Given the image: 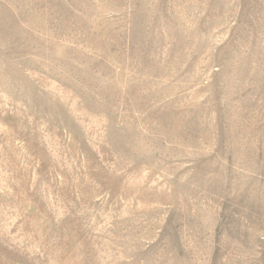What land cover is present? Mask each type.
Wrapping results in <instances>:
<instances>
[{"label": "rangeland", "instance_id": "374dc122", "mask_svg": "<svg viewBox=\"0 0 264 264\" xmlns=\"http://www.w3.org/2000/svg\"><path fill=\"white\" fill-rule=\"evenodd\" d=\"M0 264H264V0H0Z\"/></svg>", "mask_w": 264, "mask_h": 264}]
</instances>
